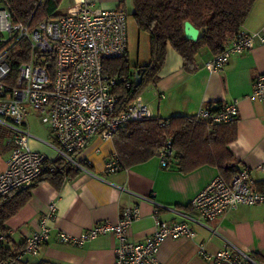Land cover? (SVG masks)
I'll use <instances>...</instances> for the list:
<instances>
[{"label": "built area", "instance_id": "1", "mask_svg": "<svg viewBox=\"0 0 264 264\" xmlns=\"http://www.w3.org/2000/svg\"><path fill=\"white\" fill-rule=\"evenodd\" d=\"M127 12L121 7L95 8L79 0L65 13L36 22L16 20L10 7L0 1V127L7 132L9 150L5 168L0 171V198L11 191L29 187L46 172L54 170L53 160L32 149L33 135L27 118L37 113L50 130L51 141H43L73 168L84 170L87 162L78 155L93 136L109 140L122 126L153 116L149 106L131 82L122 92L113 77L104 72L107 59L124 56L128 48ZM25 41L29 57L15 64L14 46ZM264 36L243 29L204 67L220 71L233 55L250 50ZM251 99L264 100V73L252 82ZM235 100L220 108L203 106L195 114L211 123H228L238 118ZM165 121L161 122L164 124ZM172 150L169 143L158 158L167 167ZM116 153L105 162L108 173L121 170ZM264 172V165L259 166ZM160 207L153 195L144 197ZM264 204V190L255 187L251 172L240 169L230 180L213 177L190 200L195 216L184 215L180 221H166L154 215V231L141 241L128 240V229L139 217L138 206L126 207L115 222L98 221L86 230L72 234L61 229L52 231L49 223L56 218V203L50 201L39 219V228L24 240L23 253L36 255L40 246L53 237L64 244L81 246L98 236L112 234L117 239L112 264H159L157 252L166 238H193L194 224L204 225L240 205ZM3 236L0 235V240ZM198 253L213 264H260L234 245L208 252L204 243ZM22 254L3 264H18Z\"/></svg>", "mask_w": 264, "mask_h": 264}, {"label": "crops", "instance_id": "2", "mask_svg": "<svg viewBox=\"0 0 264 264\" xmlns=\"http://www.w3.org/2000/svg\"><path fill=\"white\" fill-rule=\"evenodd\" d=\"M103 2L105 7L114 8L122 1ZM242 29L264 36V0H255ZM212 57L208 49L201 48L194 58L195 69L188 72L179 54L168 46L158 79L144 92L143 100L153 116L161 118L195 115L205 105L235 100L239 109L237 136L228 148L238 160L239 169L249 170L255 187L264 190V172L259 170V166L264 165V100L250 98L254 78L264 73V43L256 42L250 50L231 56L220 71L204 67ZM31 117L40 119L33 111L28 116ZM40 131L41 136L31 132L32 149L55 160L56 153L43 142L52 140L50 130L42 128ZM114 153L112 138L104 140L93 136L78 155L87 162L84 170L73 178H66L59 188L47 181L37 183L30 191L28 202L6 221L11 243L24 242L39 228L40 216L50 201L57 207L56 218L49 223L52 231L61 229L72 234L98 221L115 222L124 208L138 206L139 217L128 229V240L141 241L154 231V215L169 222L180 221L184 215L195 216L190 200L218 175L217 169L210 165L187 173L180 172L175 164L162 167L158 156L108 173L105 162ZM8 155L7 145L0 143V171L5 168ZM150 195L160 206L158 210L154 203L144 199ZM193 227L196 231L193 238L163 240L157 252L159 264H213L198 253L201 242L208 252L231 244L248 254L264 255V204L240 205L204 225L194 224ZM117 243L112 234L98 236L81 246L60 243L53 237L40 246L36 255L24 253L18 264H112Z\"/></svg>", "mask_w": 264, "mask_h": 264}, {"label": "trees", "instance_id": "3", "mask_svg": "<svg viewBox=\"0 0 264 264\" xmlns=\"http://www.w3.org/2000/svg\"><path fill=\"white\" fill-rule=\"evenodd\" d=\"M6 3L16 20L36 22L53 15L60 0H0ZM255 0H132V16L139 31L149 38L150 59L147 64L130 65L127 52L124 56L107 59L104 72L116 80L122 92H126L125 82H131L134 95L141 93L147 84H154L158 72L164 64L167 47L171 46L181 57L183 68L192 72L194 58L198 51L206 47L214 56L222 52L242 30V25ZM120 6H124L120 3ZM189 21L198 29L195 41L184 35V22ZM26 42L14 46L15 64L29 57ZM142 72V80L134 85L135 71ZM223 105L217 102L213 110ZM164 122L162 124L161 122ZM237 119L215 124L196 115H179L168 118L151 116L131 121L120 127L113 135L115 153L122 168L147 161L158 156L168 142L172 150L168 165L175 164L182 173L190 172L202 165L217 169L225 181L235 175L239 162L228 145L236 139ZM54 170L46 172L29 187L11 191L0 198V264L18 254H24V242L11 243L6 221L23 207L31 196V189L40 181H47L59 188L66 178H73L80 171L56 158ZM249 256L264 264V255L250 253ZM38 264H51L39 262Z\"/></svg>", "mask_w": 264, "mask_h": 264}, {"label": "rangeland", "instance_id": "4", "mask_svg": "<svg viewBox=\"0 0 264 264\" xmlns=\"http://www.w3.org/2000/svg\"><path fill=\"white\" fill-rule=\"evenodd\" d=\"M104 0H95L94 2H88L92 5V7L97 8H107L104 5ZM124 6H121L127 12V40H128V48H127V59L128 63L132 66L134 65H143L147 64L150 59V51H149V38L148 34L144 31H139L136 27L135 20L132 16V0H121ZM75 0H60L57 9L55 12L57 14L65 13L69 6L72 5ZM75 4V3H74ZM73 4V5H74ZM207 50L206 47H203ZM152 84H147L141 90L139 94L142 98L144 96V92L152 87ZM30 123V128L32 134L40 135V130L42 128L47 127L41 122L38 118H28ZM7 132L4 128L0 127V143L2 145H6L7 142Z\"/></svg>", "mask_w": 264, "mask_h": 264}, {"label": "water", "instance_id": "5", "mask_svg": "<svg viewBox=\"0 0 264 264\" xmlns=\"http://www.w3.org/2000/svg\"><path fill=\"white\" fill-rule=\"evenodd\" d=\"M184 35L187 39L195 41L198 37V29L194 27L189 21L184 22ZM142 80V72L138 70L134 73V85L138 86Z\"/></svg>", "mask_w": 264, "mask_h": 264}]
</instances>
